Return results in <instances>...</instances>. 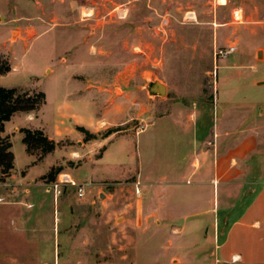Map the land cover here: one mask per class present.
I'll use <instances>...</instances> for the list:
<instances>
[{
  "label": "crops",
  "instance_id": "obj_1",
  "mask_svg": "<svg viewBox=\"0 0 264 264\" xmlns=\"http://www.w3.org/2000/svg\"><path fill=\"white\" fill-rule=\"evenodd\" d=\"M224 86L216 80L213 95L172 99L149 97L141 86L125 90L122 84L95 86L85 80L70 104L83 106L85 116L66 115L63 110L72 107L57 105L53 127L46 129L42 106L37 114L15 113L0 133L10 137L14 166L0 182V264H62L57 248L63 244L93 252L99 229L93 223L79 231L68 225L65 204L40 184L52 168L79 159L80 167L70 174L76 181L131 177L139 192L133 212L153 217L152 231L166 241L151 242L155 248L165 245L166 255L157 263L264 264V172L261 180L244 178L256 136L252 123L239 128L234 89L223 94ZM98 105L100 114L94 111ZM252 113L243 118L252 120ZM36 120L39 127L31 125ZM21 129L41 130L55 149L37 160L26 152ZM146 129L149 135L141 138ZM100 194L103 205L113 199Z\"/></svg>",
  "mask_w": 264,
  "mask_h": 264
},
{
  "label": "rangeland",
  "instance_id": "obj_2",
  "mask_svg": "<svg viewBox=\"0 0 264 264\" xmlns=\"http://www.w3.org/2000/svg\"><path fill=\"white\" fill-rule=\"evenodd\" d=\"M237 12L240 22L234 16ZM229 46L236 47L235 53L218 54ZM0 62L10 67L0 78L1 88L45 95L40 117L46 129L53 127L57 105L72 107L63 110L66 115L85 116L83 106L70 105L85 80L95 86L107 81L122 84L125 90L144 89L147 81L159 80L167 84L166 94L172 99L178 98L176 94L190 99L213 95L216 80L221 81L227 86L223 94L234 89L239 128L252 123L249 129L256 136L244 178L263 179L264 84L258 83L264 81V0H0ZM46 69L51 72L45 74ZM101 110V105L94 108L96 114ZM250 111L252 120L243 118ZM75 135L70 133L69 138ZM148 135L146 129L140 136ZM34 155L41 159L39 151ZM81 163L63 162L40 181L52 195L50 185L63 174L82 184V199L75 188H61L58 199L65 204L66 223L77 231L89 223L99 229L90 255L87 247H58L62 264H87L88 257V264H164L157 261L166 255L165 245H152L166 242L151 229L155 219L133 212L139 192L131 177L76 181L70 174ZM98 192L113 194V199L103 205ZM141 206L148 205L145 201Z\"/></svg>",
  "mask_w": 264,
  "mask_h": 264
},
{
  "label": "trees",
  "instance_id": "obj_3",
  "mask_svg": "<svg viewBox=\"0 0 264 264\" xmlns=\"http://www.w3.org/2000/svg\"><path fill=\"white\" fill-rule=\"evenodd\" d=\"M9 71L8 63L0 62V76ZM44 103L45 95L42 92L27 93L15 88L0 87V133L3 132L5 122L9 121L15 113L38 111ZM20 133L23 135L22 143L25 145L26 152L30 155L39 151L40 159L55 149V143L49 140L41 130L21 129ZM13 168L10 137H0V182H4L11 176Z\"/></svg>",
  "mask_w": 264,
  "mask_h": 264
},
{
  "label": "built area",
  "instance_id": "obj_4",
  "mask_svg": "<svg viewBox=\"0 0 264 264\" xmlns=\"http://www.w3.org/2000/svg\"><path fill=\"white\" fill-rule=\"evenodd\" d=\"M235 50V46H229L227 50H225L224 52L220 50L218 54L227 56L235 53ZM62 186H70L72 188H75L76 195L79 199H82L85 195L84 186L82 184L74 182L73 180H71L69 175L63 174L50 185V188L53 190V194L56 198H58L61 194Z\"/></svg>",
  "mask_w": 264,
  "mask_h": 264
},
{
  "label": "water",
  "instance_id": "obj_5",
  "mask_svg": "<svg viewBox=\"0 0 264 264\" xmlns=\"http://www.w3.org/2000/svg\"><path fill=\"white\" fill-rule=\"evenodd\" d=\"M258 56H261V53H258ZM258 84H264L263 82H259ZM147 92L149 97H161L164 98L166 96V86L159 80L147 81L146 85L143 87ZM99 200H103V194L99 195Z\"/></svg>",
  "mask_w": 264,
  "mask_h": 264
},
{
  "label": "bare ground",
  "instance_id": "obj_6",
  "mask_svg": "<svg viewBox=\"0 0 264 264\" xmlns=\"http://www.w3.org/2000/svg\"><path fill=\"white\" fill-rule=\"evenodd\" d=\"M237 19V21L238 22H240V19H241V15H240V13L239 12H237V13H235V15H234ZM15 35V34H14Z\"/></svg>",
  "mask_w": 264,
  "mask_h": 264
}]
</instances>
